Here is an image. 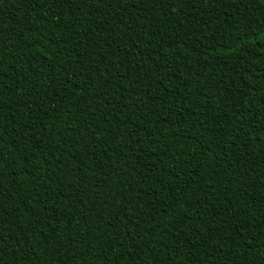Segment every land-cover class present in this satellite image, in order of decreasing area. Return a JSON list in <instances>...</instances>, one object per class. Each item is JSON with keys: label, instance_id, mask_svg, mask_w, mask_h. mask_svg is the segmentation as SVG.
<instances>
[{"label": "trees", "instance_id": "obj_1", "mask_svg": "<svg viewBox=\"0 0 264 264\" xmlns=\"http://www.w3.org/2000/svg\"><path fill=\"white\" fill-rule=\"evenodd\" d=\"M0 264H264V0H0Z\"/></svg>", "mask_w": 264, "mask_h": 264}]
</instances>
